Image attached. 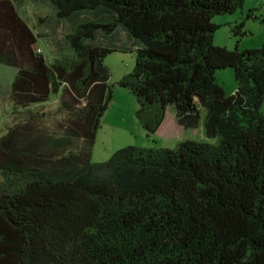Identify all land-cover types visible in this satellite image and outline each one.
Masks as SVG:
<instances>
[{"label":"trees","instance_id":"16d2710c","mask_svg":"<svg viewBox=\"0 0 264 264\" xmlns=\"http://www.w3.org/2000/svg\"><path fill=\"white\" fill-rule=\"evenodd\" d=\"M40 1L53 21L38 17L36 33L21 2L0 0V65L18 70L7 92L15 123L0 138V264H264V45L214 42V17L246 0ZM244 27L232 32L243 38ZM127 48L136 65L118 84L148 137L171 107L215 143L92 161L113 99L104 60ZM226 69L229 96L217 82Z\"/></svg>","mask_w":264,"mask_h":264},{"label":"rangeland","instance_id":"374dc122","mask_svg":"<svg viewBox=\"0 0 264 264\" xmlns=\"http://www.w3.org/2000/svg\"><path fill=\"white\" fill-rule=\"evenodd\" d=\"M17 1L21 2V15L36 33L40 30L38 27V17L44 18L47 24L53 21L52 13L46 3L40 0ZM251 10H257L255 11L257 19L247 18ZM213 22L220 26L215 34L214 42L216 46L225 47L229 50L238 48L239 51L243 52L250 49H259L264 45V0H246L242 9L234 14L216 16ZM241 22L245 23L244 30L247 32V35L243 38H239L232 32L234 26ZM57 29L59 33L64 34L65 24H63V28L59 26ZM49 32L51 36L55 34L54 25ZM38 47H42L50 61L53 60L54 55L51 50V42L41 38L39 39ZM104 63L111 71L110 85L113 90V99L109 109L102 118L101 128L97 133L92 153V161L94 163L108 162L117 151L128 146L145 148L166 147L173 149L179 142L184 140L215 143V140L207 139L203 123L196 129L185 130L180 126L175 110L171 107L167 110L163 133H157L148 137L147 132L140 125L136 117L139 105L135 96L128 89L122 88L118 84L119 80L123 77V72L121 71H126V74L133 72L136 65V53L130 48L124 51L120 50L109 54L105 58ZM17 73L18 70L16 68L0 65V138L15 123V119L11 114L7 92ZM217 82L222 85L224 84L225 92L228 96L234 94L237 90V82L233 69L219 71ZM57 106V99H52L48 108L56 110ZM262 113L264 114V103L262 105ZM202 114L204 116V112ZM52 122L53 120L51 119L49 124ZM55 122L51 124V127L54 126Z\"/></svg>","mask_w":264,"mask_h":264},{"label":"crops","instance_id":"0c3cea01","mask_svg":"<svg viewBox=\"0 0 264 264\" xmlns=\"http://www.w3.org/2000/svg\"><path fill=\"white\" fill-rule=\"evenodd\" d=\"M121 72H123V73H122L123 77H124L125 75H127V74L125 73L126 71H121ZM164 127H165V123L160 127V129L158 130L157 133L162 134V133H163L162 131L164 130ZM157 133H156V134H157Z\"/></svg>","mask_w":264,"mask_h":264},{"label":"built area","instance_id":"2783aa9c","mask_svg":"<svg viewBox=\"0 0 264 264\" xmlns=\"http://www.w3.org/2000/svg\"><path fill=\"white\" fill-rule=\"evenodd\" d=\"M40 51V50H39Z\"/></svg>","mask_w":264,"mask_h":264}]
</instances>
